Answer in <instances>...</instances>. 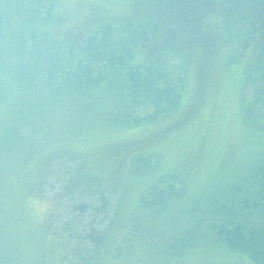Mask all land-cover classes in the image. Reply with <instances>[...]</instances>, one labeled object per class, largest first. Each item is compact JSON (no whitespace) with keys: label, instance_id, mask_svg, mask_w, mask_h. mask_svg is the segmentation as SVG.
I'll return each mask as SVG.
<instances>
[{"label":"rangeland","instance_id":"obj_1","mask_svg":"<svg viewBox=\"0 0 264 264\" xmlns=\"http://www.w3.org/2000/svg\"><path fill=\"white\" fill-rule=\"evenodd\" d=\"M49 1L0 0V264H52L61 258L70 264L64 256L49 255L47 237L51 235L49 248L58 249L62 228L82 234L91 226L113 243L133 230L127 242L134 247L125 262L135 258L136 264H257L217 241L211 226L217 219L215 209L227 200L225 190L238 186L252 166L264 162V127L255 130L240 120L241 108L254 105L248 100L257 89L248 77L241 79L257 53L255 31L249 39L252 47L243 53L245 65L243 57L233 53L246 42L247 29L242 26L246 21L240 20L245 15L235 17L239 23L231 27H217L222 16L210 12L199 25L208 44L220 45L211 68L207 59L200 63L208 44L197 41L181 51L174 38L162 41L166 30L174 36L177 25L185 29L178 34L179 42L192 35L193 20L178 17L187 10L178 3L153 10L155 3L145 0L139 6L137 0H54L50 21L37 23V31L48 32L63 44L65 70L74 68V53L84 39L111 24L121 25L115 27L116 33H128L127 38L138 34L130 44L134 63L158 70L168 80L182 76L175 111L135 123L133 118L149 108L133 104L120 90H108L104 84L86 92H67L49 87L42 74L33 84L21 83L31 47L22 37ZM196 1L201 8L211 0ZM127 21L140 26L129 30L123 23ZM37 42V52L30 55L43 53L44 39ZM189 51L190 61L185 59ZM260 66L264 70V56ZM137 139L148 140L136 149L142 156L150 155L152 166L146 172L107 158L106 147ZM172 173L182 178L181 193L163 196L158 206L155 201L146 204L165 188L170 180L166 176ZM254 189L247 193L248 202L257 198ZM78 203H88L92 211L81 215ZM240 217L247 228H264L259 212H243ZM186 231L195 234L188 244L181 240ZM91 244L87 251H92ZM97 256V264H112L104 252Z\"/></svg>","mask_w":264,"mask_h":264},{"label":"trees","instance_id":"obj_2","mask_svg":"<svg viewBox=\"0 0 264 264\" xmlns=\"http://www.w3.org/2000/svg\"><path fill=\"white\" fill-rule=\"evenodd\" d=\"M54 0H50L46 9L39 12L31 26L26 29V33L23 35V39L31 45L28 51V66H26V72L20 78L21 83L28 80L29 84H33L35 76L42 74L44 81L49 87L60 88L64 91H88L90 88L104 84L108 90H120L121 94L131 99L135 105L145 104L147 111L142 113V116L133 118L135 123L143 121H150L153 119H159L170 112L175 111L181 100L182 83L180 75L172 77L170 80L165 74L158 70H154L148 66L134 63V52L130 51L131 40L138 39L136 33L131 38L128 33H116L117 28L121 27L107 24L102 28L94 30L87 38L82 42L78 51L74 53L72 65L74 68L65 70L62 65V49L63 44L59 43L57 39L53 38L52 34L45 31H37L39 29L38 24L45 25L51 19V10L54 5ZM142 0H137V6ZM148 3L153 2L154 9L168 8L174 3H178V6L184 7L183 13L178 15L184 19L185 15H188V19L195 17L193 8L197 7V1L195 0H174L170 4V0H145ZM228 4L236 0H227ZM248 1L249 9L243 12L244 7L239 15H245L241 18V22L246 21V24H253L260 27L264 34V0H240L241 5L243 2ZM211 1H204L201 4V10L205 8V12L208 16L211 15L208 7L211 5ZM167 7H164L166 6ZM207 6V7H206ZM228 6V5H227ZM240 6V5H239ZM216 7V6H215ZM240 8V7H239ZM228 9V8H227ZM250 14L248 15V11ZM207 11V12H206ZM219 12V10H217ZM243 12V13H241ZM41 14V15H40ZM228 12H222V15H227ZM27 20V19H26ZM23 21V24L25 21ZM149 23L150 21L147 20ZM146 22V21H145ZM126 24V28L129 30H136L140 24H133L130 21L123 22ZM133 24V25H131ZM194 26V21H193ZM201 24V23H200ZM147 25V24H146ZM178 32V31H177ZM176 32V33H177ZM260 33V32H259ZM257 33V34H259ZM189 39L184 41L186 45L199 41L200 36L204 35V32L196 28L191 31ZM4 35V34H3ZM3 35H1L3 37ZM38 38L44 39L45 43L43 53L31 54L32 50L37 52V48L40 46L37 42ZM260 38V34H259ZM256 40L253 44L257 48V53L253 58V63L247 66V69H243L242 80L245 76L246 80H250V85L257 86L252 91V97L248 100L254 102V105H244L240 110V117L245 125L256 128L264 127V70L261 68L262 59L264 56V40ZM207 41V40H206ZM189 42V43H188ZM207 42L205 45L207 46ZM252 47V43H248ZM233 53H236L233 50ZM36 56L34 58V56ZM239 59L243 57L242 61L245 65L243 54L237 53ZM250 58V57H249ZM239 59L237 62H239ZM54 60V62H53ZM46 63L44 67L41 65ZM98 68V71L95 70ZM63 69V70H62ZM260 69L258 72L257 70ZM102 70V71H99ZM262 80V83H258L257 80ZM252 90V88H251ZM261 120V122H259ZM161 133V132H160ZM165 133V132H164ZM162 132V135H164ZM161 135V136H162ZM158 136V135H157ZM141 157V156H139ZM140 163V167H136L135 163ZM132 165L135 172H146L150 163V155L142 156L140 159H136ZM170 180L166 183L165 188L157 191L155 199L147 201L146 204L153 203L161 204L163 202V196L169 194L179 195L184 186L182 178L177 177L174 173L167 175ZM175 186V189H171V186ZM250 188L254 189V196L258 193L256 200L252 198L248 202L246 196ZM242 189H245L242 192ZM154 190V189H153ZM227 191L228 196H225V200L218 209H215L217 219L212 222L211 226L214 231V235L217 241L224 244L226 248L241 253L246 258L251 259L257 264H264V228H247L241 222L240 215L243 212H259L264 216V162H259L256 166H252L240 180L238 186H232ZM152 193V192H150ZM155 193V191H154ZM153 194V193H152ZM238 201V203H237ZM153 205V204H152ZM217 206V205H216ZM261 208V210H260ZM191 231H186L183 234L182 239L186 244L193 242L194 235H189ZM194 232V231H192ZM196 233V232H195ZM185 244V246H186ZM183 249V248H182Z\"/></svg>","mask_w":264,"mask_h":264},{"label":"flooded vegetation","instance_id":"obj_3","mask_svg":"<svg viewBox=\"0 0 264 264\" xmlns=\"http://www.w3.org/2000/svg\"><path fill=\"white\" fill-rule=\"evenodd\" d=\"M173 2H174V0H170V4ZM224 4H228V1L227 0H217V3H213V0H212V3L210 5V7L208 8V10L212 14L215 12L219 16H222V20L219 21V25H217V27L220 25H225L224 27H231L232 24L239 23V22H236V23L234 22V18L237 16V13L240 12L243 7H244L243 12H245L246 10L249 9V6H245V4L241 5L240 0H236V1L228 4V6H227L228 9L224 8ZM168 6H169V4H168ZM164 7H167V5ZM217 10H219V12ZM193 11L195 13L194 16L196 18H193L194 26H193V24L190 26L191 31H194L195 28L197 30L199 28L201 29V26H199V25L203 21V19L207 16V14L205 12H203L199 8V6L193 8ZM222 12H230V14H231L230 19L227 18V15H222ZM243 12H241V13H243ZM225 23H228V24H225ZM158 26H159V28L163 27L161 24H158ZM242 26H243V29H245V28L247 29L243 33V35L245 36L246 42H244L243 44L241 42V44L238 45V48L235 49L236 53H240V54H243L246 50L245 48H248V46H249L248 43H252V41L249 39L251 38L250 34L253 31H255V33H253L255 35V37L259 38V34H260L259 41H261L262 39L264 40V34H263V32L259 26H257V25L253 26V24H246V23L242 24ZM173 29L175 31L174 36H172L173 32L171 30L170 31L166 30L163 33V36L161 38L162 41H168L169 39L171 40V38H174L172 40L176 41L179 44L178 48H180L181 51L184 48L186 49V47L191 48L192 45L189 46V44L186 45L185 43L179 42L177 40L178 34H182L183 31H185V29L181 25H177V27L176 28L173 27ZM224 33H225V31H224ZM257 33H259V34H257ZM223 36H221L222 38L219 37L220 42H222ZM200 37L201 38L199 39V41L202 43H205L209 40V37H207V35H202ZM224 39L227 40V37L224 36ZM219 46L216 47L214 44H211V45L208 44V46L206 47V50H205L206 52H204V54L202 55L203 59L200 60V63L203 64L202 61L204 59H207L208 61H210L211 68H212L214 61L218 60V57L215 54V52L217 49L220 48ZM190 57H191V52L189 51L185 59L190 61ZM203 75H205V73H203ZM164 129L161 131V133L164 131ZM167 129H168V127H167ZM147 142H148L147 139H140V140L137 139V140L129 141V142L123 141V142H119L117 144H111L110 146L106 147V156L108 159H110L112 161H118V160L123 161L127 165V167L131 168L133 163L135 162V160L138 159L140 155L141 156L143 155L142 153H139L137 151L139 150V148L141 149L143 147V145L146 144ZM134 145H136L135 149L132 148ZM136 149H138V150L136 151ZM125 153H128V155H124ZM130 163H131V166H130ZM42 186L43 185H41V187ZM83 204H84L86 209L80 213L81 215L92 211V208L90 205H88V203H83ZM110 223L113 224L114 222L110 221ZM76 227H78V226H76ZM91 228L92 229H89L88 231L82 232V234L78 233V232L77 233L76 232H69L68 231L69 227L62 228L61 232H62L63 236L59 234L60 238L57 241V246H59L58 249L55 247L49 248V245L51 244V235H49L47 237V241L49 243L47 246V250L49 252V255L53 254V255H58L61 257L64 256L65 257L64 259H68L70 261V264H97V262L94 259L96 257H98L97 256L98 254H100L101 252H104V254L107 256V259H109L112 262V264H136L135 258H132L129 261L125 262L126 256L128 254H131L130 252H132L131 250L134 247V243H132V245L129 247L128 242H127L128 237L134 233L133 230H131L129 235L128 234L122 235L120 237V239H121L120 242L113 243V240L110 237L108 239L106 238V234H104L102 232H98V230H96L94 226H91ZM50 233H51V231H50ZM53 234H54V232H53ZM91 242H92V244H91L90 248H92V251H87L88 248H86V247ZM104 243H106V247H105V249H102V246ZM118 250H120V251L117 252ZM74 254H77V256H78L76 260L73 258V257H76ZM62 261L63 260L61 258L60 262L57 263L55 261L52 264H66V263H63ZM144 263L153 264L151 261H145Z\"/></svg>","mask_w":264,"mask_h":264},{"label":"water","instance_id":"obj_4","mask_svg":"<svg viewBox=\"0 0 264 264\" xmlns=\"http://www.w3.org/2000/svg\"><path fill=\"white\" fill-rule=\"evenodd\" d=\"M84 210V207H79L80 213Z\"/></svg>","mask_w":264,"mask_h":264},{"label":"bare ground","instance_id":"obj_5","mask_svg":"<svg viewBox=\"0 0 264 264\" xmlns=\"http://www.w3.org/2000/svg\"><path fill=\"white\" fill-rule=\"evenodd\" d=\"M80 204L82 205V207H84V209H86L85 206L82 203H80Z\"/></svg>","mask_w":264,"mask_h":264}]
</instances>
